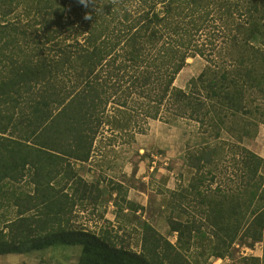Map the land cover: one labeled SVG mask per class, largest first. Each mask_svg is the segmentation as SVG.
I'll return each instance as SVG.
<instances>
[{
    "label": "trees",
    "instance_id": "trees-1",
    "mask_svg": "<svg viewBox=\"0 0 264 264\" xmlns=\"http://www.w3.org/2000/svg\"><path fill=\"white\" fill-rule=\"evenodd\" d=\"M197 56L203 71L176 85ZM150 119L195 122L204 141L188 187L170 191L194 201L171 208L177 241L142 221L138 252L75 224L104 193L76 164L105 127ZM260 124L264 0H0V255L60 244L82 247L78 264H202L250 239L263 256L246 264H264V157L246 146ZM225 152L240 164L232 183L217 180ZM109 184L122 211L128 188Z\"/></svg>",
    "mask_w": 264,
    "mask_h": 264
},
{
    "label": "rangeland",
    "instance_id": "rangeland-1",
    "mask_svg": "<svg viewBox=\"0 0 264 264\" xmlns=\"http://www.w3.org/2000/svg\"><path fill=\"white\" fill-rule=\"evenodd\" d=\"M206 64L207 61L200 56L189 58L175 84L184 88L191 78L203 71ZM142 124L138 128H144V131L135 128L130 133L112 132L105 127L90 161L76 164L79 174L90 182L99 181L104 193L97 205L86 210L79 208L73 219L76 225L91 231L112 229V236L118 244L138 252L141 251L142 221L150 222L173 243L177 241L178 234L170 229L168 223L171 208L178 202L187 205L188 201H194L192 198L182 200L170 191L179 192L188 187L194 171L188 166V152L204 141V137L196 133V123L189 120L173 124L150 119ZM226 153L225 162L217 171V180L232 183L239 178L240 164L230 153ZM111 181L120 182L128 188L127 200L120 199L124 207L122 211L116 205V192L110 189ZM21 185L32 188L25 182ZM189 204L195 213L194 203ZM139 206L140 209H137ZM100 212H104V217ZM115 235H119L120 239ZM250 242V239L237 241L230 253L217 264H246L247 255L256 256L261 249V244L251 246ZM81 251L80 245L59 244L0 255V264H78ZM200 251L201 248L194 249L191 252L193 258ZM200 257L202 264H215L217 260L215 257Z\"/></svg>",
    "mask_w": 264,
    "mask_h": 264
},
{
    "label": "crops",
    "instance_id": "crops-1",
    "mask_svg": "<svg viewBox=\"0 0 264 264\" xmlns=\"http://www.w3.org/2000/svg\"><path fill=\"white\" fill-rule=\"evenodd\" d=\"M246 145L256 153H258L260 156L264 157V124L261 125L259 129V135L246 143ZM261 244L260 251L256 252V256L262 257L263 256V245Z\"/></svg>",
    "mask_w": 264,
    "mask_h": 264
},
{
    "label": "built area",
    "instance_id": "built-area-1",
    "mask_svg": "<svg viewBox=\"0 0 264 264\" xmlns=\"http://www.w3.org/2000/svg\"><path fill=\"white\" fill-rule=\"evenodd\" d=\"M218 260H219V261H220V260L222 261L223 259H222V258H217V260H216L214 263L217 264V261H218Z\"/></svg>",
    "mask_w": 264,
    "mask_h": 264
}]
</instances>
